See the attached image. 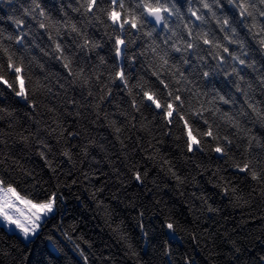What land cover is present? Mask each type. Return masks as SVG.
Wrapping results in <instances>:
<instances>
[{
	"label": "trees",
	"instance_id": "1",
	"mask_svg": "<svg viewBox=\"0 0 264 264\" xmlns=\"http://www.w3.org/2000/svg\"><path fill=\"white\" fill-rule=\"evenodd\" d=\"M38 2L45 16L39 10L24 14L34 8L32 0L0 3V40L15 50L20 45L7 37L26 33L28 77L27 100L0 85V178L22 194L41 196L46 189L60 199L55 218H49L31 242L0 225V264H85V256L86 264H264V183L233 167L234 161L250 160L264 181V124L254 120L245 103L248 99L264 107V47L255 35L264 18L257 17L253 28L252 19L241 18L229 0H216L215 16L200 0H173L180 12L169 19V30L149 23L143 31L122 34L112 31L103 11H74L81 0ZM125 4L135 8L134 0ZM103 7L111 5L105 0ZM49 17L62 25L59 36L51 29L53 40L39 27L40 22L50 24ZM224 18L236 29L235 36L221 31ZM16 19L24 21L22 28ZM72 24L78 32L71 31ZM153 27L157 31L150 38L144 33ZM189 30L194 36L207 33L251 66L202 42L199 56L184 52L180 37L189 39ZM117 35L126 37L120 57L115 55ZM226 35L234 42L229 44ZM165 37H170L167 44ZM85 38L97 47L81 48ZM54 40L79 75L70 76L63 67ZM173 43L182 52L173 51ZM155 45L157 52L167 49L170 63L187 77L178 85L166 73L165 81L173 89L180 87L182 97H192L194 108L203 105L204 118L219 137L203 136L208 125L186 117L193 134L199 132L202 151L193 145L189 152L183 121L169 124L154 106L141 102L139 87H133L158 83L151 75ZM209 52L225 62L220 64ZM120 69L127 86L113 79ZM204 71L210 72L208 78ZM220 96L230 103L224 104ZM225 112L233 122L222 118ZM217 143L227 155L213 151ZM167 223L174 225V232Z\"/></svg>",
	"mask_w": 264,
	"mask_h": 264
},
{
	"label": "snow or ice",
	"instance_id": "2",
	"mask_svg": "<svg viewBox=\"0 0 264 264\" xmlns=\"http://www.w3.org/2000/svg\"><path fill=\"white\" fill-rule=\"evenodd\" d=\"M107 2L110 3V8L103 7L105 0H81L79 8L74 9V11L83 9L85 14L91 13L93 15H95L94 10L103 11L107 19L111 22L109 26L112 28V31L122 34L131 32L132 30L143 31L150 22L154 23V25L162 26L164 30H169V19L173 15L179 17L180 12V9L173 0H134L135 8H132L130 4L126 8L125 0H107ZM229 2L234 3L235 8L239 10L241 18L252 19L253 24L251 27L253 28L257 26V17L264 18V7H257V5H264V0H229ZM0 3L12 4L13 0H0ZM32 3L34 8L26 9L24 14L31 15L33 12H36V10H39L38 14L40 16H45V12L40 7L38 0H32ZM200 3L203 5V9L212 12V15L215 16V12L212 11V6L216 3V0H211V3L207 2V0H200ZM191 15L195 16L196 19L200 20L202 23L204 22L203 16L199 15L196 11H191ZM48 19L51 22L50 24L40 22L39 27L48 31V38L53 40L51 29L54 28L56 30V35L59 36V29L62 25L59 21H52L51 17ZM14 23L17 28H22L24 21L16 19ZM259 24V31L255 33V35L261 37L259 39V44L264 47V22H259ZM220 27L221 31L227 29L231 32L232 36H235L236 29L234 27H229V20L227 18H224L220 22ZM71 31L78 32L75 24L71 25ZM156 31V27H153L144 34L151 38ZM0 35H2V30H0ZM24 35H26V33L18 34L15 37L11 35L7 37L8 40H14L16 45H20V48L15 50L5 45L3 41L0 40V85L14 91L17 97H22L27 100L28 91L26 90L25 81L28 77L25 74L26 66L23 57ZM171 35L176 36L177 34L173 31ZM187 37L189 39L180 37L184 43V52L199 56L200 42H202L204 45H207L209 49H222L224 53H229L232 60L238 61L242 66H251L246 64L245 60L231 54L228 47L209 39L207 33H197L194 36L193 32L189 30ZM169 39L170 37H165L164 43L167 44ZM224 39L228 40L229 44L234 42V40L230 39L227 35ZM53 42L55 43V51L60 53L61 58L65 61L63 67L68 69L69 75H79L73 72L71 68V59L64 56V49L61 44L55 40ZM89 45L93 48L97 47L94 42L85 38L81 48L88 47ZM114 47L115 55L117 57L122 56L127 47L126 37L117 35L114 40ZM157 48H159V45H155L152 49L156 57V63L155 70L151 72V75L155 77L158 83H155L153 87H147L146 82H138V84L133 85V87H139L141 102H146L145 106L148 108L154 106L155 110H158V115L165 117L169 124L183 121V128L187 130V140L185 143L189 152L193 151V145L197 146L196 150L202 151L200 140L197 139L199 132L197 135L193 134L190 121L186 117H192V123L203 121L204 124L208 125V129L203 132V136L211 137L214 140H219V137L213 134L212 125L204 118L203 111L201 110L203 105H201V109L194 108L192 105V97H182V89L180 87L173 89L170 86V82L165 81L163 76L166 73L171 75L178 85L181 84L182 81H186L187 77L184 76L183 71H181L178 65L170 63V53L167 49H162L157 52ZM171 49L177 53L182 52V49L177 47L175 43L171 45ZM18 53L20 54L18 55ZM209 54L213 53L209 52ZM213 55L214 58H219L220 64L225 62L224 58L220 57L218 53ZM182 62L184 64L189 63L187 56H182ZM173 68L175 71H170V69ZM177 73L179 74L178 78ZM202 75L204 78H208L210 72L204 71ZM237 75H239L238 72ZM117 78L121 83L127 86L128 80L123 69L115 73L113 79L115 80ZM241 79H243V77H241ZM237 90H239V86H237ZM195 95L197 94H192V96ZM219 99L224 104L230 103V101L223 96H220ZM245 103L248 105V108L251 109V115L254 120L264 124V107L251 103L248 99L245 100ZM132 106H137L135 99L132 102ZM216 111L220 110L216 109ZM242 114L249 115V113L244 110H242ZM222 118L226 119L228 122H233V118L227 112L222 114ZM234 126L239 127L235 124ZM227 143L231 144L232 141L227 140ZM213 151L221 155H227L225 147L221 146L220 143L214 146ZM41 155L43 156V153H41ZM64 155L69 157V159L71 158L69 152H65ZM233 167L241 173H247L253 180L264 183V181L261 180V172L256 171L250 160H246L242 164L234 161ZM262 172H264V169H262ZM135 179L141 181V175L135 173ZM41 193V196H35L30 193L22 194L11 182H6L5 179L0 178V225L7 228L10 232L17 233L25 242H31V238L38 235L40 229L48 222L49 218H55L54 214L57 211V204L60 199L56 191L48 193L46 189H41ZM21 205L24 206L23 209L20 207ZM166 227L170 232L175 231L172 223H167ZM80 255L84 256V253L81 252ZM84 259L86 264L87 257L85 256Z\"/></svg>",
	"mask_w": 264,
	"mask_h": 264
},
{
	"label": "water",
	"instance_id": "3",
	"mask_svg": "<svg viewBox=\"0 0 264 264\" xmlns=\"http://www.w3.org/2000/svg\"><path fill=\"white\" fill-rule=\"evenodd\" d=\"M151 23H152V22H151ZM152 24L154 25V23H152ZM155 26L158 27V28L161 27V26H159V25H155Z\"/></svg>",
	"mask_w": 264,
	"mask_h": 264
},
{
	"label": "rangeland",
	"instance_id": "4",
	"mask_svg": "<svg viewBox=\"0 0 264 264\" xmlns=\"http://www.w3.org/2000/svg\"><path fill=\"white\" fill-rule=\"evenodd\" d=\"M20 207L23 209V207H24V206H23V205H21Z\"/></svg>",
	"mask_w": 264,
	"mask_h": 264
},
{
	"label": "bare ground",
	"instance_id": "5",
	"mask_svg": "<svg viewBox=\"0 0 264 264\" xmlns=\"http://www.w3.org/2000/svg\"><path fill=\"white\" fill-rule=\"evenodd\" d=\"M151 23V22H150ZM152 24V23H151ZM153 25V24H152Z\"/></svg>",
	"mask_w": 264,
	"mask_h": 264
}]
</instances>
